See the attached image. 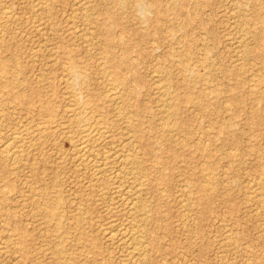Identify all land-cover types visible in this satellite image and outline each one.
<instances>
[{
	"label": "rangeland",
	"instance_id": "1",
	"mask_svg": "<svg viewBox=\"0 0 264 264\" xmlns=\"http://www.w3.org/2000/svg\"><path fill=\"white\" fill-rule=\"evenodd\" d=\"M29 1L0 0V59L17 85L12 91L24 98L4 106L0 145L20 126L38 123L40 106L52 108L57 128L41 145L30 143L17 170L0 164V264H54L53 233L33 206L41 194L62 201L65 264H130L123 247L105 237V229L125 224L124 208L103 204L102 186L81 171L75 143L62 131L72 62L107 122L100 151L129 150L132 139L146 168L145 263L264 264V0H46L47 16ZM106 52L126 63H107ZM116 88L122 99L111 101ZM161 106L177 112L170 118Z\"/></svg>",
	"mask_w": 264,
	"mask_h": 264
},
{
	"label": "bare ground",
	"instance_id": "2",
	"mask_svg": "<svg viewBox=\"0 0 264 264\" xmlns=\"http://www.w3.org/2000/svg\"><path fill=\"white\" fill-rule=\"evenodd\" d=\"M45 1L46 0H30L29 5H32L34 8L36 7V9L38 11H40V13L47 16V8H49V7L46 6ZM82 2H81V4H82ZM233 3H235V2H233ZM81 4H77V6L81 5ZM142 6L143 5H141V3H139L138 8L140 7L142 9ZM82 8H84V7L82 6ZM236 10H237V8H236ZM38 11H37V13H38ZM83 11H82V13H83ZM86 13H84V14H86ZM232 13L234 14V12H232ZM232 13H231V15H232ZM7 15L8 14H6V17H7ZM235 19H237V18H235ZM237 20H239V19H237ZM41 22H42V20H41ZM39 24H41V23H39ZM76 28H77V26H76ZM34 29H36V28H34ZM84 29H86V28H83V30ZM36 30H38V29H36ZM80 32L82 33V31H80ZM241 32H242V30H241ZM47 33H48V31H47ZM88 33H91V32L88 31ZM242 33H245V32H242ZM82 36L84 37L85 35H82ZM87 37L88 36H86V38ZM239 37H240V35H239ZM142 40H144L143 36H142ZM240 41H241V39H240ZM43 43H44V40H43ZM237 43H239V42H237ZM95 44H97V43H95ZM235 46H237V45H235ZM85 48H87V47H85ZM37 49H38V47H37ZM239 49H241V48H239ZM106 56H107V58L105 60L107 63H112V64L126 63L125 60L118 61L113 56H110L109 52H106ZM246 56L247 57L249 56V52L246 53ZM185 70L186 69H184V68L181 69V72L183 74H185L184 76H186V74L188 75L186 77H189L191 74L193 75V73H190V72L186 73L187 70L186 71ZM8 73H9V68L7 67V63L4 60L0 59V85L3 88L0 91V119L3 117L2 116L3 110H4V106L6 104L14 105L13 103L19 101L20 99H22V100L24 99L23 95L12 91V90H14L13 88H15L17 85L12 78H7ZM68 74H69V82L67 83V85L71 90V92H70L71 100H70V107H68V106H66V107H68L67 112L69 114V120H67V123H65L66 125L64 126L62 131L69 138L70 143H72V142L75 143V147H76V151H77L76 152L77 153L76 154V156H77V162L76 163L77 164L79 163V165L83 167L82 168L83 170H81V171L88 170L90 172V174L88 173V175H90L91 180L98 184V188H99V186L100 187L102 186L101 189H99L100 193H99L98 197L101 198V200L103 201V204L105 202H106L105 204H107V205L111 204V203H115L116 205L118 204L119 206H122L124 208L125 213L127 214V217H126L127 220L125 219L126 222L124 225H121L122 224L121 223V224H118L119 226L117 228L105 229V237L108 241L115 242L119 245V247L120 246L123 247V257L126 259L127 262H130V264H147V263H145L146 262V259H145L146 251L144 248V245L146 246V244L143 245V239H145V237H147L150 234L151 216L149 214V210H148L147 206L145 205V203L143 201L144 188H146L147 184H148V181H147L148 176H147V173L145 171L146 168L144 169L142 162L139 161L136 158V156H134V154L131 150V146L134 144V143L132 144L133 140L130 139L131 137L129 138L130 139L129 141L127 139L126 146H125V148H127V149L129 148V150L124 149L120 152L113 153L114 149H112L113 151L110 154L111 150H110V152L105 151L106 149L104 150L103 149L104 147H102V150H104L105 152L100 151L104 140L107 138L108 131H107V122L105 121V119L103 118L102 115L98 114L99 105H100V103L98 102L99 100H96V98L91 96L90 92L86 88L87 86H84L87 82V77L83 74V72H81L77 68V66L73 62L69 66ZM107 74L108 73H107L106 69H104L103 75L107 76ZM59 77H61V76L59 75ZM251 77H252V75H251ZM113 81L117 82V83H121L118 75H116V74L113 75ZM153 84H154V82H153ZM162 86H164V85H162ZM79 90H81L82 92H80ZM129 92H131V91L129 90ZM83 93H84V95H83ZM37 94H38V92L35 91V92H33L32 96L36 97ZM161 95H164V94H161ZM121 96H120V92L117 90V88L115 89V91H111L109 94V98L111 101L112 100L115 101L117 99H120ZM31 99H33V98H31ZM121 99H122V97H121ZM161 102H162V100H161ZM190 102H192V101L190 100ZM29 103H30V101L28 100V104ZM15 104L20 105L18 103H15ZM166 104H168V103H166ZM30 106L27 105L26 109L31 110V108H29ZM113 106H115V103L113 104ZM115 108H117V107H115ZM158 108H160V106H158ZM163 108H165V106L162 107L161 112H159V113H166L165 111L170 109L168 112V116L170 118H172V114H174V111L177 112L176 107L166 108V109H163ZM38 112H39L38 116L40 117L38 123L33 124V126H30L28 124L20 126L16 131H13L12 133H10L8 135V137H6L5 141L2 142L0 145V160L2 162V163L0 162V164L3 167L9 166L10 171L17 170L16 164H17L18 160L22 159V157L24 156V153H26V151H28L30 149V147H31L30 143L32 141L40 142V145H41V142L47 136H49V135H51V133H53V128L54 129L57 128L56 126L53 125V122L55 121V119H54L55 114H54L51 107L40 106L38 109ZM116 112H117V110H116ZM122 113H123V111L120 112L119 114L116 113V115L118 116L117 119H120ZM12 115H13V113H12ZM18 121H19V123L21 122L20 120H18ZM1 123L3 124V121ZM161 124L163 125V123H161ZM131 128H132V131H133L134 136L136 138L142 137L141 131H139L137 129L136 124H134V123L131 124ZM60 132H61V130H60ZM128 134H130V133L128 132ZM61 135L63 136V134H61ZM61 135H59V136L62 137ZM66 136H64V138H66V140H68ZM62 141L63 140H61L60 142H62ZM33 145H34V143H33ZM70 146L72 147L71 144H70ZM42 147H43V145H42ZM108 147H111V145ZM120 147L122 148L121 145H120ZM145 147H146V154L155 158L154 154L151 155V150L149 149V145L147 144V145H145ZM149 150H150V153H149ZM62 155L63 154H61V156ZM64 156H66V155H64ZM64 156H63V158H65ZM72 156H73V154H72ZM76 156H74V157H76ZM74 157H70V158L74 159ZM25 158L26 157H24V159H22V160L25 161L26 160ZM31 159H33V158H31ZM64 160H66V159H64ZM62 163L65 164V162H62ZM34 165H36V163ZM34 165H32V166H34ZM57 165H59V164H57ZM76 165H74V167ZM155 166L157 167L158 165L156 164ZM63 167H64V165H63ZM42 172L44 173L43 170H42ZM40 176H41V174H40ZM260 177H262V176L260 175ZM257 178L260 179L259 177H257ZM59 183H60V181H59ZM250 184H249V186H250ZM261 186L264 187V182H261ZM92 187H93V185H92ZM252 187L256 188L254 186H252ZM59 192H60V190H59ZM73 194H75V193L73 192ZM185 194H186V192H185ZM31 195H32V193H31ZM46 198L47 197L44 194H41L39 199L33 200V206L37 210V213L42 217V219L49 225V229H51V232L53 233V235H52L53 239L50 243V246L52 249L54 264H65L64 262H65L66 256H67V249H66L67 237H66V231H65V227H64L63 213L61 211L62 210L61 209L62 208V201L58 196H56L55 200H53V201H49ZM70 203H71V201H70ZM181 203L183 204L184 202H181ZM103 207L107 208L104 205H103ZM108 207H109V205H108ZM118 209H119V207H118ZM80 210L82 212V209H80ZM111 210H112V208H111ZM186 212H187V210H186ZM182 214H184V211ZM80 215H82V214L76 213V215H75L76 216V218H75L76 219V221H75L76 228L80 227L81 221L83 219V218H81ZM102 215H103V213H102ZM32 217H34V216H32ZM122 217H124V216H122ZM184 217H186V215ZM187 217H188V215H187ZM187 217H186V219L188 220ZM109 219H110V217H109ZM107 220H108V218H107ZM184 221H186V220H184ZM98 224H100V223H98ZM116 226H117V224H116ZM186 227H187V225H186ZM223 234H225V233H223ZM7 236L9 237V235H7ZM152 240H153V243H157L156 239L153 238ZM4 252H6V251H4ZM173 258H174V256H173ZM119 260H121V259L119 258ZM177 261H178V259H177ZM121 262H122V260H121ZM245 262H247V261H245Z\"/></svg>",
	"mask_w": 264,
	"mask_h": 264
}]
</instances>
